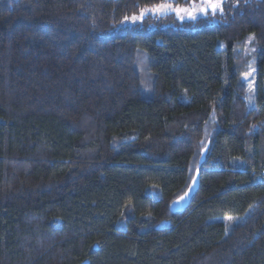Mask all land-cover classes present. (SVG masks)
Returning a JSON list of instances; mask_svg holds the SVG:
<instances>
[{
    "label": "trees",
    "instance_id": "1",
    "mask_svg": "<svg viewBox=\"0 0 264 264\" xmlns=\"http://www.w3.org/2000/svg\"><path fill=\"white\" fill-rule=\"evenodd\" d=\"M166 1L0 0V264H264V0Z\"/></svg>",
    "mask_w": 264,
    "mask_h": 264
},
{
    "label": "rangeland",
    "instance_id": "2",
    "mask_svg": "<svg viewBox=\"0 0 264 264\" xmlns=\"http://www.w3.org/2000/svg\"><path fill=\"white\" fill-rule=\"evenodd\" d=\"M227 0H220V2L222 3V7L224 6V4L226 3ZM166 2H169V0H167ZM171 2L173 3V6L174 7H190V5L192 4L189 3V4H177L175 3V0H171ZM165 3V2H164ZM200 4L199 2H197V7H199ZM153 6H149V8H151ZM217 13H220L219 10H217L216 14ZM140 14V11L136 14H133V15H139ZM173 14L174 16L177 17V19H179V21L181 22H194L200 18H204V17H207L208 15H212L211 14V11H209L208 14H199L197 15V18L196 19H190L188 18L187 16H185L184 19H180L179 16L177 15V13L175 11H168L166 13H146L143 17L142 20H137L136 22H132L130 19L129 20H123L121 21L117 26H116V29H125V28H128V27H134V26H138V25H143L144 24V21L145 19L147 18H152V19H157V18H161V17H164V16H167V15H171ZM133 15L129 16L132 17ZM155 27V24L154 23H151L150 25V30H153ZM250 42L247 43V45L245 46V48L243 49H240L243 53H250L253 51V48L250 47ZM243 78L245 79V81L247 82V85H248V91H249V94H248V102L250 105H253L254 104V96H255V89H256V78H257V70L255 68V66L253 64H251L250 66H248V68L246 69L245 73L243 74ZM249 97H251V100L249 99Z\"/></svg>",
    "mask_w": 264,
    "mask_h": 264
},
{
    "label": "snow or ice",
    "instance_id": "3",
    "mask_svg": "<svg viewBox=\"0 0 264 264\" xmlns=\"http://www.w3.org/2000/svg\"><path fill=\"white\" fill-rule=\"evenodd\" d=\"M197 2L200 6L197 7ZM217 10L223 13V7L220 0H192L190 7H174L171 0L169 2L156 4L153 7H145L140 10V14L133 15L132 17H125V20H131L133 23L137 20H142L146 13H166L168 11H175L180 19H184L187 16L190 19H196L197 15L203 13L208 14L211 11L212 15H215ZM255 37H249V39H254ZM251 100V97H249ZM229 220H232V217H228Z\"/></svg>",
    "mask_w": 264,
    "mask_h": 264
},
{
    "label": "water",
    "instance_id": "4",
    "mask_svg": "<svg viewBox=\"0 0 264 264\" xmlns=\"http://www.w3.org/2000/svg\"><path fill=\"white\" fill-rule=\"evenodd\" d=\"M208 151H209V145L204 149V151L202 153V157L199 161V168L196 171L195 176H194L193 180L191 181L189 188L187 189V191L183 195L179 196L177 199H175L171 203L170 210L173 213L184 212L189 207L193 197L198 192L199 187H200V167L206 161Z\"/></svg>",
    "mask_w": 264,
    "mask_h": 264
}]
</instances>
